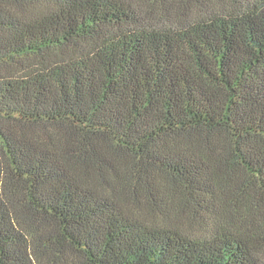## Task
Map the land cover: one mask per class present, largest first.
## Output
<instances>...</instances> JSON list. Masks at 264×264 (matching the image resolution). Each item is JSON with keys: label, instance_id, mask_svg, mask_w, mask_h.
<instances>
[{"label": "trees", "instance_id": "trees-1", "mask_svg": "<svg viewBox=\"0 0 264 264\" xmlns=\"http://www.w3.org/2000/svg\"><path fill=\"white\" fill-rule=\"evenodd\" d=\"M0 264H264V0H0Z\"/></svg>", "mask_w": 264, "mask_h": 264}]
</instances>
